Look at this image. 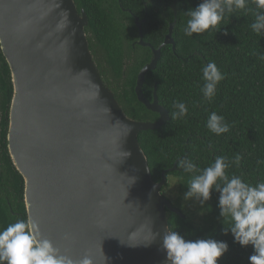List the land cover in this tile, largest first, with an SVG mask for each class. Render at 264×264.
<instances>
[{"label":"water","instance_id":"water-1","mask_svg":"<svg viewBox=\"0 0 264 264\" xmlns=\"http://www.w3.org/2000/svg\"><path fill=\"white\" fill-rule=\"evenodd\" d=\"M88 25L74 0H0V46L14 88L7 141L25 181L27 216L74 261L87 254L93 264H166L167 211L185 216L161 192L167 171L154 182L139 134L171 120L157 87L152 101L143 89L162 49L175 50V23L155 49L136 20V44L153 57L135 93L159 115L155 122L124 113L93 60Z\"/></svg>","mask_w":264,"mask_h":264},{"label":"trees","instance_id":"trees-1","mask_svg":"<svg viewBox=\"0 0 264 264\" xmlns=\"http://www.w3.org/2000/svg\"><path fill=\"white\" fill-rule=\"evenodd\" d=\"M78 12L84 11L89 25L85 32L93 60L104 84L115 94L124 113L136 121L155 122L157 113L149 111L137 99L135 87L141 69L149 64L150 47L136 44L142 23L144 42L158 49L175 23L171 45L162 49L157 69L150 71L144 85L145 97L152 101L157 87L160 105L170 117L173 102H183L188 108L184 119H172L162 128L139 134V143L147 156L154 182L159 183L167 171V183L162 194L185 218L167 211L170 229L177 230L186 240L215 239L228 244V251L218 264H249L254 254L252 246L241 247L224 225L219 215V193L212 192L206 203L201 223H196L187 211H181L182 197L171 201L169 181L176 178L184 195L192 175L173 170L183 158L192 159L200 169L211 165L217 156L229 161L241 156L227 170L255 185L264 181V34L257 35L250 25L257 10L254 0L243 11L226 14L220 31L192 37L185 36L188 17L185 13L202 0H74ZM227 32V35H225ZM215 62L225 74L211 101L201 92L204 84L202 67ZM14 94L11 71L0 46V230L20 219H27L25 181L16 169L8 149L9 113ZM212 112L225 118L230 131L220 136L207 127ZM177 167V166H176ZM226 226V225H225Z\"/></svg>","mask_w":264,"mask_h":264},{"label":"clouds","instance_id":"clouds-1","mask_svg":"<svg viewBox=\"0 0 264 264\" xmlns=\"http://www.w3.org/2000/svg\"><path fill=\"white\" fill-rule=\"evenodd\" d=\"M250 0H202L194 9H189L185 36L201 35L210 30L220 31L219 25L226 14L243 11ZM256 11L254 22L250 25L257 35L264 34V0H254ZM227 35V32H225ZM264 59V57H261ZM204 84L201 92L205 100L211 101L218 84L225 79L215 62L202 67ZM176 109L172 119H184L188 108L183 102H173ZM206 127L220 136L230 131L225 118L212 112ZM126 156L129 153H125ZM241 156L235 155L229 161L225 156H217L214 162L200 169L190 158L180 159L177 168L185 173L194 174L187 183L185 201L193 200L200 205V215L209 211L205 208L212 192L219 193V215L224 225V234L231 233L234 242L241 247L252 246L254 254L249 264H264V181L255 185L237 175L229 176L227 170L234 163L240 165ZM226 225V226H225ZM65 239H68L65 236ZM156 235H153V242ZM162 250L166 253V264H218L219 259L228 251V244L215 239L186 240L177 230L166 228L161 238ZM0 264H93L89 255L74 261L69 255L43 236L31 218L20 219L0 230Z\"/></svg>","mask_w":264,"mask_h":264},{"label":"rangeland","instance_id":"rangeland-1","mask_svg":"<svg viewBox=\"0 0 264 264\" xmlns=\"http://www.w3.org/2000/svg\"><path fill=\"white\" fill-rule=\"evenodd\" d=\"M168 183H169V186H168L167 193H168V197H170L169 199L173 202L174 200H178L179 197H182L183 199L184 195H182V193L179 190L178 179L172 178ZM181 204L182 206H184V208H182L181 206L179 207L181 211L187 210L193 216L196 223H201L204 214L203 215L199 214L200 205L197 202L193 200L185 201L183 199Z\"/></svg>","mask_w":264,"mask_h":264}]
</instances>
